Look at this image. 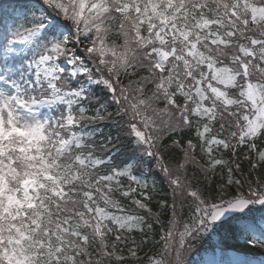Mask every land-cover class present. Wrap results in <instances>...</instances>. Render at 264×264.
I'll list each match as a JSON object with an SVG mask.
<instances>
[{"label":"snow or ice","instance_id":"obj_1","mask_svg":"<svg viewBox=\"0 0 264 264\" xmlns=\"http://www.w3.org/2000/svg\"><path fill=\"white\" fill-rule=\"evenodd\" d=\"M0 264H264V0L0 2Z\"/></svg>","mask_w":264,"mask_h":264},{"label":"trees","instance_id":"obj_2","mask_svg":"<svg viewBox=\"0 0 264 264\" xmlns=\"http://www.w3.org/2000/svg\"><path fill=\"white\" fill-rule=\"evenodd\" d=\"M0 2H4V3H7V2H9V0H0ZM105 130V132H107L109 129L108 128H105L104 129ZM167 142V141H166ZM145 163L146 164H148L149 166H150V164H151V161H149V160H145ZM154 171V173H155V170H153ZM153 178L154 179H156V181H157V185H158V189L160 190V192H161V194H163V192H164V190L166 189V187H167V185L165 184V183H163L162 181H163V178L161 177V176H159L158 174L157 175H154L153 176ZM253 178H255V177H253ZM125 203H130V202H125ZM153 204H155V201H153ZM155 210V209H154ZM137 239H139V237L137 236L136 237ZM154 239V238H153ZM151 243L149 244V245H147V246H145L144 247V252H151ZM144 253L142 252L141 253V255H143Z\"/></svg>","mask_w":264,"mask_h":264}]
</instances>
